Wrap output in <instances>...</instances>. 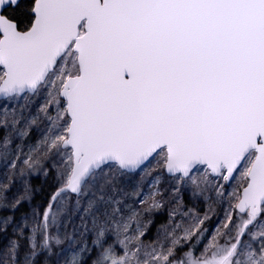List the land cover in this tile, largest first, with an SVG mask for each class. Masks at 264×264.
Returning <instances> with one entry per match:
<instances>
[{"label": "snow or ice", "instance_id": "6c2138e0", "mask_svg": "<svg viewBox=\"0 0 264 264\" xmlns=\"http://www.w3.org/2000/svg\"><path fill=\"white\" fill-rule=\"evenodd\" d=\"M0 210V264H264V0H0Z\"/></svg>", "mask_w": 264, "mask_h": 264}, {"label": "trees", "instance_id": "16d2710c", "mask_svg": "<svg viewBox=\"0 0 264 264\" xmlns=\"http://www.w3.org/2000/svg\"><path fill=\"white\" fill-rule=\"evenodd\" d=\"M32 182L34 184V186L37 188V191L34 192V202H38L40 201L43 197L41 195V191L39 190V186L41 184V179L33 177L32 178ZM17 192V188L15 186L11 187L9 192L7 193V195L9 196V199H11L12 195L15 194ZM24 210L27 211L29 210V207L27 204H25L24 206ZM4 214L3 210H0V216H2ZM8 214L12 215L13 213L11 212V210H8ZM19 212L15 213L16 218H19ZM155 231V229H153V232ZM12 237V233H11V229L9 228L8 230V234L5 235L3 233H0V254H2L3 248L5 245H7L8 240Z\"/></svg>", "mask_w": 264, "mask_h": 264}, {"label": "rangeland", "instance_id": "374dc122", "mask_svg": "<svg viewBox=\"0 0 264 264\" xmlns=\"http://www.w3.org/2000/svg\"><path fill=\"white\" fill-rule=\"evenodd\" d=\"M187 195V199L185 200V203H189V206H190V200H191V197H190V194H186ZM217 223V220L215 217L212 218V220L209 222V228L212 229L214 228L215 224Z\"/></svg>", "mask_w": 264, "mask_h": 264}]
</instances>
